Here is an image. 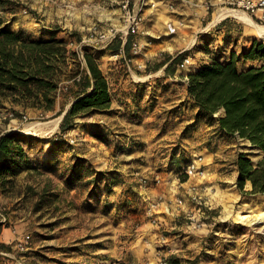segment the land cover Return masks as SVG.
Here are the masks:
<instances>
[{"label":"rangeland","instance_id":"1","mask_svg":"<svg viewBox=\"0 0 264 264\" xmlns=\"http://www.w3.org/2000/svg\"><path fill=\"white\" fill-rule=\"evenodd\" d=\"M0 5L4 7V14L0 13L2 17L15 10L36 18L34 31L40 34L35 38L56 36L64 39L76 52L101 48L97 51V61L102 71H107L113 62L124 64L123 56L117 55L110 44L101 42L94 33L96 29L100 32L112 27L124 30L122 0H0ZM25 9L28 14L24 13ZM158 13L157 22L146 24L147 31L164 28L161 25L166 10L160 8ZM189 26H185V30H181L171 42L178 45V49L201 32V28ZM222 33L225 37L218 42ZM245 33L247 28L241 21H227L200 35L207 51L201 49L191 54L199 62L209 51L216 50V45H219V51L223 46L227 54L231 50L239 53L247 48ZM145 37L139 35L138 40H134L144 43ZM155 41L139 55H132L131 70L126 67L130 77L140 78L146 74L143 71H149L146 69L148 64L164 61L178 53L177 50L172 53L165 49L158 51L157 48L161 47L156 43L160 40ZM138 58L141 62H137ZM78 61L82 63L83 59L78 56ZM73 64L70 63L69 70L75 69ZM138 64L143 67L139 69ZM176 69L180 68L177 66L173 71ZM67 74L69 78V72ZM159 76L164 75L160 73ZM69 84L72 82L65 81L62 85ZM65 90H61L55 112L44 114L41 110L22 106L12 109L9 102L0 104V138L6 133L17 132L21 136L18 141H22L26 153L32 146L48 148L49 144L45 143H63L79 148H86L88 142L97 143L88 130H92L94 120L98 124L103 120L101 114L94 115L100 111L75 118L70 130L61 131L63 114L55 115L62 110L67 112L72 101ZM188 145L186 156L166 157L168 164L159 163L151 175L140 165L150 163L149 158L125 153L120 157L122 159L119 158L121 161L115 160L121 162V166L113 167V170L120 167L123 177L105 182L102 173L101 177L89 179L83 175L73 176L77 162H68L62 165V177L67 178L65 182L59 174L52 175L55 189L51 185L46 191L42 189L46 174L29 161L30 166L20 173L29 171L27 183H19L18 174L9 191L4 192L0 187V232L3 225L13 229L16 217L25 218V231L32 239L25 251L15 248L17 239L7 243L0 241L11 248L10 251L0 249V264H170L172 256L181 264H264V221L249 225L227 214L231 208L233 214L240 211L244 215H258L264 211V196L242 193L237 186L239 173L235 174L232 165H217L216 149L194 140ZM90 151L85 149V154L94 162L95 170H105L101 153L93 156ZM244 152L250 154L254 162L261 154L250 149ZM199 157L204 158L202 171L189 175L186 172L188 165ZM173 159H184L180 162L183 165L172 168L169 163ZM250 190L247 183L245 191ZM45 192L49 194L46 200ZM7 214H10L13 225Z\"/></svg>","mask_w":264,"mask_h":264},{"label":"trees","instance_id":"2","mask_svg":"<svg viewBox=\"0 0 264 264\" xmlns=\"http://www.w3.org/2000/svg\"><path fill=\"white\" fill-rule=\"evenodd\" d=\"M31 37L9 29L0 18V104L9 102L12 109L22 106L41 110L44 114L55 112L58 97L65 88L72 101L61 124L62 132L74 126L75 118L111 107L109 81L92 50L84 49L83 65L78 61L77 52L70 49L64 39L52 35L48 39ZM121 45L118 39L109 46L118 52ZM131 46L129 38L125 44L127 55ZM223 49L218 50L219 53L209 51V60L189 74L188 92L199 109L197 121L206 120L210 126L217 123L227 136L238 142H250L251 148L263 154L258 162H254L250 154L242 152L236 165L239 173L237 186L241 192L264 196V40L255 39L249 49H242L239 53L232 51L228 62L221 61L220 53H227ZM202 50L207 51L206 46ZM186 55H178L166 68L177 67ZM240 59L253 65L240 70ZM169 60L170 57L159 62L157 68ZM71 62L75 69L69 70ZM67 72L69 78L66 77ZM65 81L72 84L62 85ZM14 111L19 114V111ZM63 112L59 111L55 116ZM19 137L17 132H11L0 138V187L4 192L14 187L15 177L30 166ZM77 168L76 164L73 176ZM249 182L252 189L246 192ZM0 249L10 251L11 248L0 243ZM169 263L181 264L173 256Z\"/></svg>","mask_w":264,"mask_h":264},{"label":"crops","instance_id":"3","mask_svg":"<svg viewBox=\"0 0 264 264\" xmlns=\"http://www.w3.org/2000/svg\"><path fill=\"white\" fill-rule=\"evenodd\" d=\"M3 10L4 7L0 5L1 14H4ZM163 13L165 12L163 11ZM0 18L13 31L23 32L33 38L40 34L39 31H34L35 25L33 23L36 18L21 15V13L15 10L5 14V17L0 15ZM211 19V16H207V12L201 4H198V7L178 5L175 11L166 12L162 24L167 21H183L185 24H192L196 29L201 28L200 31H211L216 23L215 20ZM206 20L208 21L203 26V22ZM249 33V37L245 39L250 40H244L246 49L250 48L255 39L264 40V37L255 35L260 37L256 38L254 34ZM224 37L225 34L222 33L219 37L220 39L217 41H222ZM175 38L176 36L171 39ZM171 39L164 38V40L156 43V45L172 53L178 45L171 43ZM226 42L228 41L225 40ZM214 47H216V50L213 51L219 53L217 50L219 45ZM223 48V46H220L221 50ZM237 48L239 49L240 47L237 46ZM100 49L96 47V49L92 50L96 58L98 57L97 51ZM157 49L159 51L160 48ZM231 52L232 50L229 54L220 53L222 56L221 61L228 62L231 58ZM239 57L240 55L237 56V58ZM208 60L209 55H204L200 59V64ZM137 62H141V59L138 58ZM158 64L159 61L148 64L146 69L149 71H143L146 74L141 75L140 78L137 76L130 77L123 63L113 62L108 65L109 69L107 71H103L109 81L112 104L108 110L94 113V115L101 114L103 118V120L99 121V124L94 120L92 130L91 128L88 130V134L92 138L97 139V143L88 142L86 148L84 146L81 148L75 145L68 146L63 143H45L49 144L48 148L41 146L36 148L32 146L27 151L29 161L33 165L40 167L39 170L46 174L45 184L48 185L45 186L44 184L42 188H45L44 191L50 190L49 186L52 187L51 185L55 189V180H53L52 175L59 174L65 182L67 178L64 177L65 175L62 177V173L64 172L62 171V165L68 162H77L78 168L76 174L78 176L83 175V178L89 179L96 176L101 177L102 173L103 182H105V180L111 181L118 176L120 178L123 177L124 172H120L122 169L119 167L113 170V167L117 164L121 166L122 163L118 161H121L120 159L122 158L120 157L124 156L125 153H130L139 158H149L148 161L150 160V163L139 164L147 174L151 175L157 170L159 163H166V157L169 159L170 156H186L185 149H189L188 142L194 140L203 143L205 147L216 149L219 156L217 165L221 167L232 165L235 169V174H238L236 165L238 155L244 152L245 149L259 151L258 149L250 148V142H238L234 138L227 136L219 129L217 123L210 126L206 120H196L199 109L194 105V101L189 95L188 85L189 74L196 71L200 64L192 66L191 72H188L190 68L188 70L185 69V71L181 69L173 71L175 67L167 69L165 65L157 68ZM251 65H253L252 62L245 61L244 59L238 60L240 70H245ZM121 70H124L127 75L124 76ZM160 73L164 76H159ZM220 115H224V112H220ZM100 123L102 124L100 125ZM96 125L97 128H95ZM85 149L86 151L90 149L92 151H90V154L93 156L101 153L105 170L102 172L95 170L94 162L90 158H87ZM95 149H97V152H95ZM262 155L259 154V158L255 162H258L262 158ZM116 159L118 161H115ZM183 160L173 159L169 164H171L172 168L175 167L177 169L183 165L180 164ZM28 177L29 171H24L17 177V181L25 184ZM28 183L35 187V184L32 182ZM248 189H252V184H248ZM44 194V200L48 199L49 194L47 192ZM7 215L10 224H14V230L12 227L6 228L3 225V230L0 232V241L5 243L14 242L16 239L24 236V234H29L28 231H25V218L16 217L13 223L10 214Z\"/></svg>","mask_w":264,"mask_h":264},{"label":"built area","instance_id":"4","mask_svg":"<svg viewBox=\"0 0 264 264\" xmlns=\"http://www.w3.org/2000/svg\"><path fill=\"white\" fill-rule=\"evenodd\" d=\"M198 4L202 5L205 11L207 12V16H211V20H215V26L220 25L227 19L231 20H239L237 17L230 16L229 12H242L247 14L251 19L257 23L264 25V0H122V11L124 12V21L126 22L124 30H118L115 27H112L106 31H97L95 30L98 39L106 43V45L112 44L116 40H121V48L117 52V55H122L124 59L125 66L131 70L132 63L134 58L132 55H139L141 51L146 47H151L154 44L155 40H164V38H173L180 34L181 30H185V26H189L185 24L183 21H167L164 22L161 26L162 30H146V24L150 21L157 22V14H159L160 8H164L166 12H172L177 9V6L184 7H198ZM25 14H28L27 9L24 10ZM155 24V23H154ZM154 26V25H153ZM190 27V26H189ZM163 31V33H162ZM205 31V30H204ZM201 31L197 33L194 38L189 40V43L176 50L178 53L176 55H171L170 60L165 65L168 66L178 55L186 53L182 61L178 64V68L180 69H188L194 65L200 64L196 62V59L192 56V52L200 51L204 46V42L200 39V35L204 32ZM210 32V31H206ZM139 35L146 36L145 42L134 40ZM131 38L133 42L132 48L130 50V54L127 55L125 52V44L128 39ZM173 40V39H171ZM170 40V41H171ZM157 42V41H155ZM69 47V44H68ZM70 48V47H69ZM159 50L165 51L160 48ZM175 50V51H176ZM77 54L80 58L83 59L82 64L85 65L84 59V50L77 51ZM162 55V54H161ZM143 67L142 64H138V68L141 69ZM203 157H199L197 160L193 161L188 165V169L186 172L189 175H194L198 172L202 171V163ZM31 236L27 234L23 238L17 239L15 244V248L19 251H25L28 249V244L31 241Z\"/></svg>","mask_w":264,"mask_h":264},{"label":"bare ground","instance_id":"5","mask_svg":"<svg viewBox=\"0 0 264 264\" xmlns=\"http://www.w3.org/2000/svg\"><path fill=\"white\" fill-rule=\"evenodd\" d=\"M229 14L230 16L237 17L239 21L245 24L247 28V34L244 35L245 38L249 37V34H250L249 32H251L254 35L264 37V25L255 23L251 19V17H249L247 14L242 13V12H229ZM245 40L249 41L250 39H245ZM190 70H192V68H190ZM59 122H60V119H58L57 125L59 124ZM248 184H251V183L249 182ZM227 214H228V217L231 215H234L236 220L246 222L249 225H254L260 222L261 220L264 221V211L260 214L258 213V215L251 216V215H244L240 211L237 212L236 214H233V210L230 208L228 209Z\"/></svg>","mask_w":264,"mask_h":264},{"label":"water","instance_id":"6","mask_svg":"<svg viewBox=\"0 0 264 264\" xmlns=\"http://www.w3.org/2000/svg\"><path fill=\"white\" fill-rule=\"evenodd\" d=\"M65 115H66V111L63 113L62 118H64Z\"/></svg>","mask_w":264,"mask_h":264}]
</instances>
